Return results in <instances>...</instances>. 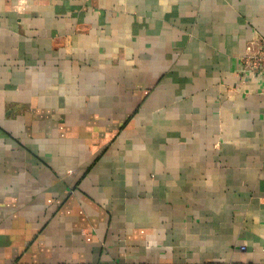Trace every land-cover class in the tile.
Returning <instances> with one entry per match:
<instances>
[{
    "label": "crops",
    "instance_id": "obj_1",
    "mask_svg": "<svg viewBox=\"0 0 264 264\" xmlns=\"http://www.w3.org/2000/svg\"><path fill=\"white\" fill-rule=\"evenodd\" d=\"M264 0H0V264H264Z\"/></svg>",
    "mask_w": 264,
    "mask_h": 264
},
{
    "label": "built area",
    "instance_id": "obj_2",
    "mask_svg": "<svg viewBox=\"0 0 264 264\" xmlns=\"http://www.w3.org/2000/svg\"><path fill=\"white\" fill-rule=\"evenodd\" d=\"M241 73L244 78L256 76L260 91L264 92V36L248 43L247 52L242 57Z\"/></svg>",
    "mask_w": 264,
    "mask_h": 264
}]
</instances>
